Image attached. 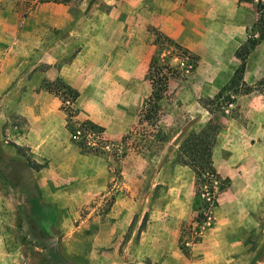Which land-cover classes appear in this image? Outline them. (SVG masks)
<instances>
[{
	"label": "rangeland",
	"instance_id": "1",
	"mask_svg": "<svg viewBox=\"0 0 264 264\" xmlns=\"http://www.w3.org/2000/svg\"><path fill=\"white\" fill-rule=\"evenodd\" d=\"M28 2L0 0V40H28L15 31ZM82 15L69 29L78 38L86 28L84 46L61 62L78 63L76 95L61 79L49 91L41 61L67 37L49 38ZM256 19L255 4L238 0L33 9L25 27L38 65L17 94L0 95V264L264 263V37L238 87L222 89ZM153 56L172 72L158 110L147 105ZM207 100L221 127L212 162L226 179L214 192L178 160L181 141L212 117Z\"/></svg>",
	"mask_w": 264,
	"mask_h": 264
},
{
	"label": "trees",
	"instance_id": "2",
	"mask_svg": "<svg viewBox=\"0 0 264 264\" xmlns=\"http://www.w3.org/2000/svg\"><path fill=\"white\" fill-rule=\"evenodd\" d=\"M30 7L45 2L68 4L72 0H28ZM244 3H254L257 13V19L255 23V29L258 32L257 37H251L244 41L235 51V55L239 60V64L233 72L231 78L222 89L234 90L238 87V84L242 82L243 73L245 69V62L250 51L255 47L259 39L264 37V0H239ZM158 37V36H157ZM170 42V39H166ZM172 75L170 67L166 64H162L160 60L153 56L150 59L148 67V77L152 83V99L147 103L152 110H158V103L162 100L166 90L169 77ZM243 84V83H242ZM53 82H46V88L49 91H53ZM65 86V89L73 92L74 96L76 92L70 87ZM245 92V91H244ZM210 100L201 102L203 107L212 116L207 124L198 132L189 133L178 146V160L181 164L189 167L195 176V185L198 190H205L207 192H214L215 188L219 191L225 188L224 181L217 173L212 162V148L215 144V140L220 131V124L217 117H214L213 110L209 108ZM204 102V103H203ZM226 104V103H225ZM224 106V105H223ZM223 106H220L223 107ZM144 110V109H143ZM147 110V109H145ZM144 110V112H145ZM148 111V110H147ZM143 112V111H142ZM214 200V199H213Z\"/></svg>",
	"mask_w": 264,
	"mask_h": 264
},
{
	"label": "crops",
	"instance_id": "3",
	"mask_svg": "<svg viewBox=\"0 0 264 264\" xmlns=\"http://www.w3.org/2000/svg\"><path fill=\"white\" fill-rule=\"evenodd\" d=\"M239 1V0H238ZM47 3H38L32 7H29L27 11L26 18L24 17L23 23L19 24L20 30L15 28L16 32L23 31L20 35L26 36L28 35V40L18 38V35H14L12 40H4L2 38L0 40V95L1 96H10L17 94L15 90L16 86L19 84L21 80H26L28 78V74L32 71L36 70L38 65L37 61V45L35 39L31 40V33L33 35V30L25 27L26 21L31 20V12L33 9L37 8L39 5L43 6ZM56 6L64 5L61 3H53ZM84 15L78 16L75 18L71 24H69L66 20V25L62 27L60 24V34L58 36H50V42H62L63 39L66 38V43H62L61 47L54 48L55 50L52 53V58H47V56L42 59L41 62L46 64L44 71L41 73V78L47 80L48 82H53L57 79H61L66 81V83L70 86V88L78 89L79 80H80V69L77 61L72 59V62L68 64H62L61 62L67 58H74V54L84 45L85 27H82L79 37H70V29L77 22V26H79V22L83 20ZM27 28V29H25ZM22 29V30H21ZM27 30V31H26ZM26 31V32H25ZM28 32V33H27ZM174 36V35H172ZM75 40V41H73ZM54 54V55H53ZM36 72H34L35 74ZM15 81V82H13ZM3 123H0V143L2 144V137L4 126ZM163 264H169L170 259L164 260ZM264 262V258L262 260ZM257 264H264L258 260H256Z\"/></svg>",
	"mask_w": 264,
	"mask_h": 264
}]
</instances>
